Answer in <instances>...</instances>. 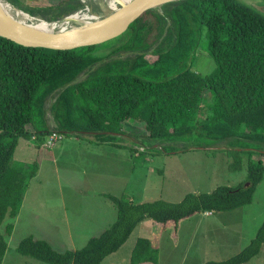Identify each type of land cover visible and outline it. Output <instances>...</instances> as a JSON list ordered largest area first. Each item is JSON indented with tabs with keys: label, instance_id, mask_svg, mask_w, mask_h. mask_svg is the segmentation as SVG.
<instances>
[{
	"label": "trees",
	"instance_id": "obj_1",
	"mask_svg": "<svg viewBox=\"0 0 264 264\" xmlns=\"http://www.w3.org/2000/svg\"><path fill=\"white\" fill-rule=\"evenodd\" d=\"M9 1L49 20L84 7L82 0ZM89 4L93 12H101ZM162 7L166 17L157 10L149 11L133 25L129 40L113 51L139 52L133 58L97 55L101 45L51 51L0 36V264L8 247L6 234H12L14 224L5 226L6 234L1 226L7 217L19 214L39 168L36 162L15 159L21 137L41 142L52 132H64L95 133L106 139L110 132L119 133L126 121L140 119L147 123L149 137L156 142L188 144L204 138L203 145L189 144L183 150L209 149L214 141H226L232 148L225 150L235 157L229 163L231 170L241 168L240 153L249 154L248 186L220 185L211 192L188 193L176 202L159 198L136 203L126 195H108L117 207V219L82 248L59 251L44 239L27 236L21 240L17 246L21 254L48 264H102L146 218L178 224L197 213L230 211L253 201L264 178V162L252 158L253 154L264 156V13L242 0H180ZM54 9L58 13L50 16ZM167 17L174 27L164 31ZM202 34L204 49L215 60L216 68L202 75L192 70L190 59L181 68L172 69L173 63H180L179 56L184 58L195 48ZM151 47L154 49L149 54ZM158 66L165 67L153 68ZM148 71L159 78L145 77L143 72ZM85 73L88 77L80 79ZM207 93L210 100L204 102ZM53 96L51 110L56 125L41 129L38 118L48 124L46 104ZM237 142H242L243 148H236ZM263 245L264 221L238 254L204 264H243ZM158 252L150 239L139 238L130 262L157 264Z\"/></svg>",
	"mask_w": 264,
	"mask_h": 264
},
{
	"label": "rangeland",
	"instance_id": "obj_2",
	"mask_svg": "<svg viewBox=\"0 0 264 264\" xmlns=\"http://www.w3.org/2000/svg\"><path fill=\"white\" fill-rule=\"evenodd\" d=\"M99 2L83 0L84 7L78 11L99 15L93 12L89 4L101 8ZM105 2L109 9L108 1ZM260 2L251 0L249 3L262 5ZM156 10L166 17L164 7ZM57 13L58 9H54L50 16ZM167 19L164 31L170 25L174 27L170 17ZM131 32L132 29L121 37L101 44L96 54L119 59L135 57L139 52L134 50L118 49L113 52L129 40ZM203 43L202 34L195 48L184 58L179 56L180 63H173L172 69L181 68L191 59L193 71L202 75L211 73L217 64L205 51ZM192 46L193 42H190ZM153 49L149 48V54ZM163 67L153 68L158 70ZM130 70L131 67L127 69ZM132 72L138 73L139 70ZM143 75L159 78L150 71L143 72ZM86 77L88 73L80 79ZM54 99V96L49 98L46 104L48 124L45 125L42 118H38L41 129L56 125L51 110ZM209 100L207 93L203 101ZM199 117H202V113ZM146 124L140 119L126 121L120 125L119 133L110 132L106 139L98 138L99 135L95 133L59 132V138L50 148L43 144L47 136L41 142L36 139L37 144L31 143V156L24 154L22 158L36 162L39 168L29 183L19 214L16 218L7 217L1 226L6 234L5 226L11 222L14 224L12 234H6L8 247L2 264H48L18 251L17 246L27 236L44 239L59 251L82 248L92 236L100 234L117 219V207L108 195H126L136 203L159 198L176 202L188 193L211 192L220 185H250L247 168L249 154L246 152L239 155L241 168L231 170L229 163L234 162L235 157L232 158L225 150L232 148L226 141H214L215 145L209 149L189 147L183 150L185 145H203L204 138L193 139L188 144L178 140L156 142L149 137ZM22 138L15 153L18 159L21 158V146L25 139L28 141L26 137ZM240 143L237 142L236 148H243ZM252 158H260L264 162L263 155L253 154ZM263 221L264 178L256 187L253 201L242 207L197 213L178 224L146 218L137 225L121 249L107 257L102 264H131V252L139 238L150 239L157 246V264H204L212 260H226L249 245ZM243 264H264V245L256 256Z\"/></svg>",
	"mask_w": 264,
	"mask_h": 264
},
{
	"label": "water",
	"instance_id": "obj_3",
	"mask_svg": "<svg viewBox=\"0 0 264 264\" xmlns=\"http://www.w3.org/2000/svg\"><path fill=\"white\" fill-rule=\"evenodd\" d=\"M5 1L22 13L27 14L31 19L25 23H19L9 18L3 12L0 2L1 37H5L26 47L51 51H70L98 46L121 37L131 30L133 25L149 11L180 0H133L127 7H123V4H120L117 9L122 10L119 13L94 25L95 27L80 29L59 26L58 24H61V19L64 18L49 20L38 15H33L9 0ZM248 1L250 2L251 0L246 1V3L250 4ZM255 7L264 13V4L255 5Z\"/></svg>",
	"mask_w": 264,
	"mask_h": 264
},
{
	"label": "bare ground",
	"instance_id": "obj_4",
	"mask_svg": "<svg viewBox=\"0 0 264 264\" xmlns=\"http://www.w3.org/2000/svg\"><path fill=\"white\" fill-rule=\"evenodd\" d=\"M100 10L99 15H89L84 14L81 11L73 13L71 15L63 17L61 19V24L59 26H63L64 28H72V29H80L86 27H92L98 23H101L105 19L119 13L122 9H117L118 6L123 4V7H127L133 0H100ZM105 1H109L108 4L110 8L107 9V5ZM3 12L6 15L19 23H25L31 19L27 14L22 13L16 7L6 2L5 0H0ZM95 27V26H94Z\"/></svg>",
	"mask_w": 264,
	"mask_h": 264
},
{
	"label": "crops",
	"instance_id": "obj_5",
	"mask_svg": "<svg viewBox=\"0 0 264 264\" xmlns=\"http://www.w3.org/2000/svg\"><path fill=\"white\" fill-rule=\"evenodd\" d=\"M35 137H31V138H27V140L28 141H26V139H25V142L23 143V146H21V149H20V151L22 152L21 153V158H16L15 157V155H14V157H15V159L16 160H18V161H22V162H30V161H28V160H25L24 158H22L23 156L22 155H24V154H28L29 156H31V153H32V151H33V147L31 146V143H35V144H37L38 142H36V138L34 139ZM22 137L20 138V140H19V144H18V146H17V148H16V150L19 148V145H20V142L22 141ZM15 153H16V151H15Z\"/></svg>",
	"mask_w": 264,
	"mask_h": 264
},
{
	"label": "built area",
	"instance_id": "obj_6",
	"mask_svg": "<svg viewBox=\"0 0 264 264\" xmlns=\"http://www.w3.org/2000/svg\"><path fill=\"white\" fill-rule=\"evenodd\" d=\"M58 138H59V133L58 132H52L46 137V139H44L43 144L46 147L50 148L55 144V142Z\"/></svg>",
	"mask_w": 264,
	"mask_h": 264
}]
</instances>
